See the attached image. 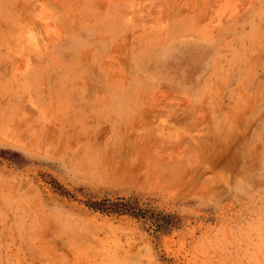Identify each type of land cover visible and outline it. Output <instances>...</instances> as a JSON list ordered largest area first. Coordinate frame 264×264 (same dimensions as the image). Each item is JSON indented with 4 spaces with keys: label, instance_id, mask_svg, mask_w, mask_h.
I'll list each match as a JSON object with an SVG mask.
<instances>
[{
    "label": "rangeland",
    "instance_id": "rangeland-1",
    "mask_svg": "<svg viewBox=\"0 0 264 264\" xmlns=\"http://www.w3.org/2000/svg\"><path fill=\"white\" fill-rule=\"evenodd\" d=\"M0 264H264V0H0Z\"/></svg>",
    "mask_w": 264,
    "mask_h": 264
}]
</instances>
